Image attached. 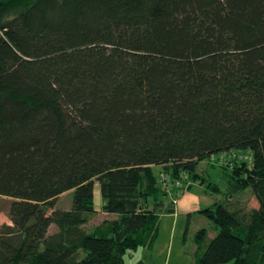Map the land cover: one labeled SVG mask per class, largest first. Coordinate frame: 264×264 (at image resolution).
Segmentation results:
<instances>
[{
	"label": "trees",
	"instance_id": "trees-1",
	"mask_svg": "<svg viewBox=\"0 0 264 264\" xmlns=\"http://www.w3.org/2000/svg\"><path fill=\"white\" fill-rule=\"evenodd\" d=\"M154 165L177 199L189 180L222 195L193 264H264V0H0V264L152 248L175 203ZM97 183L116 217L88 232ZM248 188L258 208L236 203Z\"/></svg>",
	"mask_w": 264,
	"mask_h": 264
},
{
	"label": "crops",
	"instance_id": "crops-1",
	"mask_svg": "<svg viewBox=\"0 0 264 264\" xmlns=\"http://www.w3.org/2000/svg\"><path fill=\"white\" fill-rule=\"evenodd\" d=\"M160 168L162 172V166ZM215 195L205 185L189 180L186 183V189L173 204L174 212L161 215L159 234L152 248L135 250L134 255L132 254V257H134L133 264H193L197 243L195 241L194 250L189 252L186 242L190 227H192V220L195 216H205L200 211L214 204ZM95 196L96 192L94 193V205ZM102 204L103 202L100 200L99 205L95 206V213L100 211L105 216L104 219H114L116 217L115 214L102 211ZM52 228L55 227L52 226ZM202 228V223L198 221L196 229ZM213 234L208 237L212 238ZM188 257L190 260L186 263V258Z\"/></svg>",
	"mask_w": 264,
	"mask_h": 264
},
{
	"label": "rangeland",
	"instance_id": "rangeland-1",
	"mask_svg": "<svg viewBox=\"0 0 264 264\" xmlns=\"http://www.w3.org/2000/svg\"><path fill=\"white\" fill-rule=\"evenodd\" d=\"M212 161L210 159H205L203 161H201L199 163L198 169L197 171L199 173H201L203 175V177L206 178L207 181L216 183L217 185L220 186L221 189L225 190L226 186H227V179L224 178V170L217 166V165H211ZM153 171L155 173V175L157 177L161 176L163 173L161 172V168L159 165H154L153 166ZM160 178V177H159ZM95 192H96V196H95V206L97 207L99 205V201L101 200L103 202L102 196H101V191H100V187L99 184L97 183L95 186ZM73 196H74V191H68L66 193H64L63 195H61L55 203V209H63V210H70L72 208L73 205ZM222 198V195H215L214 197V201H220ZM235 200L237 201L236 203L238 204V206H241L242 209H246V210H250L253 208H258L259 207V203L256 200L255 196L252 193V190L250 188L246 189L245 191H243L242 193L238 194V196L235 198ZM12 199L9 197H5V196H0V227L5 224V223H11L9 216H8V209L10 206ZM102 212H98L95 215L92 216V219L90 221V223H88L86 225V228L88 230V232H91L93 230V228L96 226V224L101 223L104 219L105 216H103L101 214ZM166 219V218H165ZM185 221H186V217H185ZM200 221V223H202V227L206 228L208 231V234H212L214 233L212 236H214L218 231L215 228L213 222L209 219L206 218L205 216H195V218L192 220V227H190L188 236H187V249L188 251H193L196 243H195V237L197 232L200 229H196V224L197 222ZM183 222V220H182ZM55 230V228H52L51 232L53 233ZM182 231V230H181ZM181 234V232H180ZM139 249V248H138ZM134 251H131L130 253L127 254V264H133L134 263V257H132L134 255ZM133 254V255H132ZM190 260V258H186V263H188ZM225 264H229V263H225Z\"/></svg>",
	"mask_w": 264,
	"mask_h": 264
},
{
	"label": "built area",
	"instance_id": "built-area-1",
	"mask_svg": "<svg viewBox=\"0 0 264 264\" xmlns=\"http://www.w3.org/2000/svg\"><path fill=\"white\" fill-rule=\"evenodd\" d=\"M160 184L162 185L163 188H165L173 197H174V202L177 200L176 195L172 192L173 190V184L170 180V178L165 175L162 174L159 178ZM182 186V182L181 181H176L175 183V187H181Z\"/></svg>",
	"mask_w": 264,
	"mask_h": 264
}]
</instances>
